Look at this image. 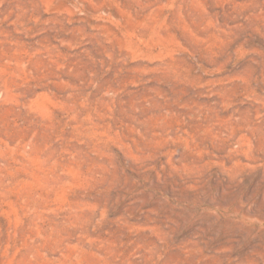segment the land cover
<instances>
[{
  "label": "rangeland",
  "instance_id": "1",
  "mask_svg": "<svg viewBox=\"0 0 264 264\" xmlns=\"http://www.w3.org/2000/svg\"><path fill=\"white\" fill-rule=\"evenodd\" d=\"M0 264H264V0H0Z\"/></svg>",
  "mask_w": 264,
  "mask_h": 264
}]
</instances>
